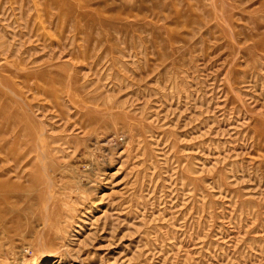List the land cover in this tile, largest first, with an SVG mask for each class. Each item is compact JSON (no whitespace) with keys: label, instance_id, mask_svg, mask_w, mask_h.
I'll return each mask as SVG.
<instances>
[{"label":"rangeland","instance_id":"rangeland-1","mask_svg":"<svg viewBox=\"0 0 264 264\" xmlns=\"http://www.w3.org/2000/svg\"><path fill=\"white\" fill-rule=\"evenodd\" d=\"M0 210V264H264V0H0Z\"/></svg>","mask_w":264,"mask_h":264},{"label":"bare ground","instance_id":"bare-ground-1","mask_svg":"<svg viewBox=\"0 0 264 264\" xmlns=\"http://www.w3.org/2000/svg\"><path fill=\"white\" fill-rule=\"evenodd\" d=\"M1 211V210H0ZM65 211V210H64ZM50 213V212H49ZM1 214V213H0ZM52 214V213H51ZM54 216V215H53ZM51 219H52V216L50 217ZM62 218L61 217H57V216H55V220L54 221H48V220H46L45 222H46V224H48V226L50 227V228H52V230H53V228H55L58 232H61L60 231V228H61V226H62Z\"/></svg>","mask_w":264,"mask_h":264}]
</instances>
